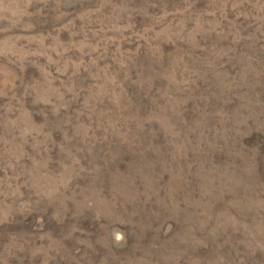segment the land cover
Listing matches in <instances>:
<instances>
[{
  "label": "rangeland",
  "instance_id": "obj_1",
  "mask_svg": "<svg viewBox=\"0 0 264 264\" xmlns=\"http://www.w3.org/2000/svg\"><path fill=\"white\" fill-rule=\"evenodd\" d=\"M0 264H264V0H0Z\"/></svg>",
  "mask_w": 264,
  "mask_h": 264
}]
</instances>
